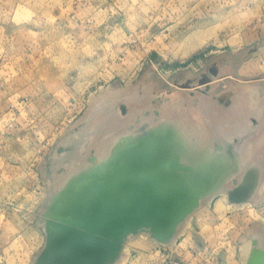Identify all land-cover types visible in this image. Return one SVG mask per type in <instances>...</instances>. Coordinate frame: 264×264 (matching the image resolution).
Wrapping results in <instances>:
<instances>
[{
	"label": "rangeland",
	"instance_id": "374dc122",
	"mask_svg": "<svg viewBox=\"0 0 264 264\" xmlns=\"http://www.w3.org/2000/svg\"><path fill=\"white\" fill-rule=\"evenodd\" d=\"M253 83L264 92V0H0V264H30L43 244V203L68 163L45 168L72 132L96 129L88 157L124 128L167 130L144 120L155 109L230 122ZM250 146L264 159L263 130ZM181 225L172 246L131 239L118 264H244L248 231L264 235V177L248 201L217 193Z\"/></svg>",
	"mask_w": 264,
	"mask_h": 264
},
{
	"label": "bare ground",
	"instance_id": "6f19581e",
	"mask_svg": "<svg viewBox=\"0 0 264 264\" xmlns=\"http://www.w3.org/2000/svg\"><path fill=\"white\" fill-rule=\"evenodd\" d=\"M253 84L256 88H252L248 100H244L246 109L234 111L235 119L230 122L219 120L215 123L211 117L201 119L186 111L162 114L155 109L144 120L152 124L156 117H166L170 126L164 132L153 124L146 129L144 126L147 124H136L134 130L139 133L132 135L128 133L129 127L124 128L107 145H101L97 154L82 157L81 144L96 131L82 128L72 132L53 150L45 168L46 173L52 175L58 166L68 163L67 172L51 188L48 186L47 203L63 190H69L68 199L57 204L60 209L66 203L86 201L91 195L90 191L105 197L111 194L121 196L130 180L138 184L144 178L147 179L146 185L140 183L138 188L143 187L154 194L174 199L164 223L160 224L158 218L149 216L147 221L124 227L111 246L112 254L97 264H118L120 257L125 255L127 243L135 237H147L157 244L174 245V237L184 227L181 224L203 201L217 193H224L227 197L230 194L243 202L255 194L264 177V159L253 158L250 143L252 137L260 135L262 130L264 134V92L260 93L258 85ZM227 90L225 103L232 104L231 95L235 96V93L230 88ZM240 94H244V91ZM140 96L141 92L134 87L117 96L115 102L109 101V109L123 113L126 104ZM156 99L161 100L159 97ZM82 173L87 174L85 184L77 181ZM235 175H239V180L232 184L229 180ZM105 182L107 187L104 186ZM244 184L250 186L248 193ZM219 204L220 201L217 202ZM48 219L50 217L46 216L40 224L44 241L31 264H94L81 263L75 257H66L71 261L61 259L55 245L46 249ZM248 233L251 243L246 257L253 244L264 249L263 233L255 228ZM69 243H73V239H69ZM90 243H84L82 250H87ZM100 243L94 244V250L100 251L106 247V244Z\"/></svg>",
	"mask_w": 264,
	"mask_h": 264
},
{
	"label": "water",
	"instance_id": "95a60500",
	"mask_svg": "<svg viewBox=\"0 0 264 264\" xmlns=\"http://www.w3.org/2000/svg\"><path fill=\"white\" fill-rule=\"evenodd\" d=\"M86 180L85 173L80 174L77 179L81 184H85ZM143 180L140 183L146 185L147 179ZM138 184L130 180L125 193L121 196L111 194L105 197L90 191L91 195L86 201L66 203L62 209L57 204L61 200L68 199L69 190L65 189L58 193L49 203H47L49 197L47 193L43 203L44 212L42 211V220L46 216L50 217L46 229L45 248L49 249L55 245L61 259L71 261L66 257H75L81 263L86 261L97 264L112 254L111 246L124 227L143 220L147 221L149 216L158 218L160 224L164 223L170 207L174 205V199L154 194L143 187L140 189L137 187ZM106 185H108L107 182L104 183L105 187ZM243 186L248 193L249 184ZM227 198L231 202L244 201L241 198H233L230 194ZM68 238L73 239V243L70 244ZM88 241L91 242V246L87 250H82L83 244ZM95 243L106 244V247L100 251L94 250ZM245 264H264V249L253 244Z\"/></svg>",
	"mask_w": 264,
	"mask_h": 264
}]
</instances>
